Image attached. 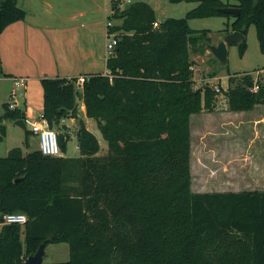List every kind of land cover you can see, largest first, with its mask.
I'll return each instance as SVG.
<instances>
[{"label":"trees","instance_id":"trees-1","mask_svg":"<svg viewBox=\"0 0 264 264\" xmlns=\"http://www.w3.org/2000/svg\"><path fill=\"white\" fill-rule=\"evenodd\" d=\"M122 1L111 5L110 19L121 24L108 27L118 43L107 74L86 75L81 91L78 78L41 79L43 120L54 130L79 120L81 155L14 148L0 158V222L12 213L28 218L24 225L1 228L0 264H24L50 244L70 248L69 261L53 264H264V191L192 190L191 118L213 111L218 92L195 87L190 56L204 53L209 31L193 30L189 22L230 17L219 11L229 5L171 0L199 5L185 18H169L155 28L158 19L147 0L124 9ZM229 1L241 11L232 30L247 35L254 25L264 53V0ZM19 2L0 0V35L27 18ZM238 45L243 56L247 42ZM5 77L10 75L0 56V78ZM226 96L230 111L250 112L264 105V81L247 74ZM81 100L107 142L102 155L98 138L80 119ZM4 107L0 142L7 134L5 120L26 121L23 109ZM59 135L66 154V125ZM30 136L26 131L27 149Z\"/></svg>","mask_w":264,"mask_h":264},{"label":"rangeland","instance_id":"rangeland-1","mask_svg":"<svg viewBox=\"0 0 264 264\" xmlns=\"http://www.w3.org/2000/svg\"><path fill=\"white\" fill-rule=\"evenodd\" d=\"M130 1L135 3L143 0ZM221 1L229 6L238 5L236 1ZM147 2L155 10L158 22H164L169 18H185L190 11L199 5L198 3L188 2L173 3L171 0H147ZM128 5L130 3L125 2L121 9L126 8ZM19 7L29 12L34 21L47 23L49 19L51 23L60 24V26L63 24L65 17L74 16L76 20L73 21V24L79 25L78 30L81 29L78 42L82 41L84 43L85 38L91 40L97 50L99 44L104 47L107 40L108 42L111 40V38L106 40L98 24V21L105 14H111L110 0H20ZM84 21H86L85 27L82 28L81 22ZM115 21H111L112 25H119ZM235 21L236 18L233 16H223L193 19L190 20L189 25L196 31L208 30L209 43L217 44L221 38L223 39L226 35L233 32V23ZM63 35L64 33H57L55 53L58 58V64L67 66L71 65V55L80 52V49L69 48ZM246 42L247 50L243 56L240 54L238 44H234L228 49V67L224 69H219L218 60L208 49L200 54L191 53L190 58L194 62L195 87L201 89L209 86L214 90L217 88L221 89L213 111L204 110L191 118V172L195 189H197L198 183L205 185L204 191L210 192L222 189L218 186L223 182L228 185V182L232 181V177L239 174L243 169L241 168L242 153L240 144L250 143V140L255 137L254 128L252 129L248 119H245L249 116L241 112L230 111L226 96L227 89L241 82L247 74H250L255 81H264V53L260 49L254 25L248 29ZM230 79H234L233 84L230 83ZM2 90L7 91V94H9L11 84L7 83L0 87V91ZM23 92L24 88L19 87L16 91L17 98L8 96L5 101L3 98L6 94L0 93V117L5 115V104L7 102H9V105L14 104L17 99L20 101V94ZM88 119L92 121L84 123L98 136L102 148L100 154L102 155L108 150L107 142L99 131L97 122L91 118ZM4 123L7 127V134L4 140L0 142V158L7 157L9 151L14 148H22L23 152H25L24 154L39 150V137L35 138L32 147L27 149L24 129L15 125V122L11 120H5ZM26 124L27 126L31 125V121H26ZM62 125H65V121L61 123L60 127L55 128L58 133L61 131ZM69 125L71 136L67 143V153L62 155L68 158H77L81 155L77 137L78 128L73 124ZM257 141L264 145V141L259 139ZM234 145H238V147L232 149V151L231 147ZM248 154L252 157L251 159L259 160L262 163V167L259 170L261 178L264 179V152L254 151ZM251 159L247 160V165H250L248 170L254 173L258 168L252 167ZM228 174L233 176L227 177ZM238 179V177L233 178V180ZM222 190H227V187H223ZM69 260L70 248L67 244H50L45 250L43 264L63 263Z\"/></svg>","mask_w":264,"mask_h":264},{"label":"crops","instance_id":"crops-1","mask_svg":"<svg viewBox=\"0 0 264 264\" xmlns=\"http://www.w3.org/2000/svg\"><path fill=\"white\" fill-rule=\"evenodd\" d=\"M104 10L107 11L105 8ZM27 13V18L24 21L14 23L4 30V32L0 35V56L2 69L5 74L10 75V77L0 78V87L6 85L7 83L11 84V90L9 94H7V91L4 90L0 91V93L6 94V96L3 98L5 101L8 96L13 97L12 95L14 93L16 94L17 81L22 79L27 80V85L24 88V92L20 94L21 100L19 101L17 99L14 102V105L15 108L23 109L26 112V121H31V125L29 126H27L25 121L26 127L24 129L25 139L26 131L31 133L28 148L30 149L33 145V140L38 138V135L32 131V123L40 119L44 108V92L41 86V79L46 77L73 79L91 74H107V25L108 22L113 20L110 19L112 15L111 8V14H105V16L102 17L100 21H98L99 27L101 28L102 33H104L107 42L104 47L103 45L99 44L97 50L91 40L85 38L84 43H82V41L78 42L79 36L81 35V29L78 30L79 25L73 24V21L76 20L74 16L71 15L69 17H65L63 19V24L60 26V24L57 25L55 23H51L49 19L47 23L34 21L29 12ZM115 22L120 24V21L116 20ZM81 23L82 28L85 27L86 21ZM57 33H64V40L67 41L69 48L80 49V52H76L71 55V65L65 66L58 64L57 62L58 58L55 53ZM220 40H222V38ZM6 104H9V102ZM79 104L80 119L85 123L92 121L86 116V107L84 102L81 100ZM241 113L249 116L245 119H248L249 124L251 125L252 129L254 128L253 130L255 131V137L254 139L250 140V143L248 142L245 144H240V150L242 153L241 168L243 169L239 174L234 176L228 174L227 177L233 176L232 181L230 183L228 182V185L223 182L218 186L222 189L223 187H227V190L218 189L216 192L204 191L205 185L198 183L196 187L197 189H195L194 184L192 183L193 192L222 193L264 191V179L261 178L259 170L262 167V163L259 160L251 159L252 157H250L248 154L249 152L254 151H260L261 153L264 152V145L258 143L257 141L258 139L264 141V105H257L254 110ZM69 124H73L77 128L78 124L75 122V119L65 121V125L68 127V133L71 136V128ZM42 125L46 127V123L44 121L42 122ZM86 127L91 132H93L90 127ZM96 137L98 138L97 135ZM236 147H238V145L232 146L231 150ZM249 158L251 159L252 167L258 168V170H255L256 172L254 173L248 170L250 165H247V160H249ZM236 177L239 179L233 180V178Z\"/></svg>","mask_w":264,"mask_h":264},{"label":"built area","instance_id":"built-area-1","mask_svg":"<svg viewBox=\"0 0 264 264\" xmlns=\"http://www.w3.org/2000/svg\"><path fill=\"white\" fill-rule=\"evenodd\" d=\"M111 1V5H112V1ZM130 3V0H123L122 3H120V7L124 4V3ZM113 26L111 22H108L107 27H111ZM155 28L159 27V22H156L154 24ZM107 36L108 38H111V40L108 42L107 44V50H108V57H110L111 55H113L114 51H115V47L118 43V40L116 38V34H109V32H107ZM87 77L86 76H80L78 78L77 81V88L81 91L83 89V85L86 82ZM27 85V80L26 79H22L16 82V87H22L25 88ZM258 90V86L255 85L254 88L252 89V91L256 92ZM216 91L219 93L221 91L220 88H217ZM12 98L16 97V94L14 93L12 95ZM11 108H15V105H11ZM46 123V127H44L42 125V122ZM32 131L34 133H36L39 137V150L42 152L43 155L45 156H52V157H60L62 156V150H61V145H60V141H59V133L54 130V129H50L47 122L45 120H43L42 115L40 117V119L34 121L32 123ZM2 222H0V232H1V228L4 225H12V224H19V225H24L28 218L25 214L23 213H12V214H6L3 217Z\"/></svg>","mask_w":264,"mask_h":264},{"label":"water","instance_id":"water-1","mask_svg":"<svg viewBox=\"0 0 264 264\" xmlns=\"http://www.w3.org/2000/svg\"><path fill=\"white\" fill-rule=\"evenodd\" d=\"M220 12L224 14L231 15L238 19L240 17L241 11L237 6H229L223 7L219 9ZM246 41V35H244L241 31H233L226 35L222 40H220L217 44H207V49L214 55V57L218 60L219 69H224L228 67V49L234 44H240ZM79 127V120H75ZM15 124L19 127L25 129V123L23 120H18ZM60 145H63L64 137L59 136ZM16 180V182H18ZM45 255L44 245H41L38 251L30 256L24 264H43Z\"/></svg>","mask_w":264,"mask_h":264}]
</instances>
